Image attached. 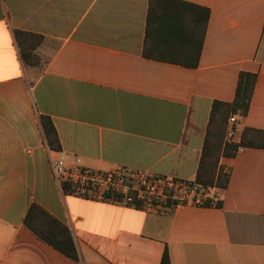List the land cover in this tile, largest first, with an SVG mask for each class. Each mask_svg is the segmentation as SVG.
Listing matches in <instances>:
<instances>
[{"label":"crops","instance_id":"0c3cea01","mask_svg":"<svg viewBox=\"0 0 264 264\" xmlns=\"http://www.w3.org/2000/svg\"><path fill=\"white\" fill-rule=\"evenodd\" d=\"M182 1L211 11L197 68L143 56L150 0H0V264H162L166 249L171 264H264V149L221 159L222 209L148 213L66 195L53 174L51 155L195 180L212 105L234 101L242 71L258 80L236 142L264 130V0ZM16 30L44 36L43 69L24 65ZM32 203L72 230L79 263L25 226Z\"/></svg>","mask_w":264,"mask_h":264},{"label":"trees","instance_id":"16d2710c","mask_svg":"<svg viewBox=\"0 0 264 264\" xmlns=\"http://www.w3.org/2000/svg\"><path fill=\"white\" fill-rule=\"evenodd\" d=\"M147 12L143 56L187 68H197L211 16L210 9L182 0H150ZM13 34L24 65L43 69L44 65L37 49L43 44L44 36L21 30H16ZM257 80L256 73L242 71L234 101H215L212 105L195 181L207 188H216L218 196L210 197L203 206L223 208L221 196L227 191L230 183V172L221 164L223 157H234L241 148L264 149V130L261 129L244 128L239 142L224 143L229 118L233 115H248ZM40 124L51 150L61 151V142L53 120L41 115ZM71 189L65 182L64 193L71 195ZM24 224L39 241L76 263L81 261V253L72 230L39 204L30 205ZM162 264H171L167 249L163 254Z\"/></svg>","mask_w":264,"mask_h":264},{"label":"built area","instance_id":"2783aa9c","mask_svg":"<svg viewBox=\"0 0 264 264\" xmlns=\"http://www.w3.org/2000/svg\"><path fill=\"white\" fill-rule=\"evenodd\" d=\"M229 118L227 140L239 136L238 117ZM77 157L68 163L64 157L51 155L54 177L63 190L68 183L71 195L115 205L136 208L145 212L167 213L179 205H204L212 188L173 174H159L144 168L121 167L115 170H95L84 167ZM64 191V190H63Z\"/></svg>","mask_w":264,"mask_h":264},{"label":"rangeland","instance_id":"374dc122","mask_svg":"<svg viewBox=\"0 0 264 264\" xmlns=\"http://www.w3.org/2000/svg\"><path fill=\"white\" fill-rule=\"evenodd\" d=\"M43 45V44H42ZM233 142H235V141H229V140H227V136H226V134H225V141H224V143H233Z\"/></svg>","mask_w":264,"mask_h":264}]
</instances>
